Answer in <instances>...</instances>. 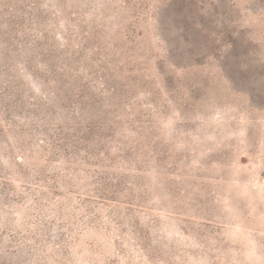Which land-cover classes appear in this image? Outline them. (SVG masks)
Returning a JSON list of instances; mask_svg holds the SVG:
<instances>
[{"label": "rangeland", "instance_id": "rangeland-1", "mask_svg": "<svg viewBox=\"0 0 264 264\" xmlns=\"http://www.w3.org/2000/svg\"><path fill=\"white\" fill-rule=\"evenodd\" d=\"M0 264H264V0H0Z\"/></svg>", "mask_w": 264, "mask_h": 264}]
</instances>
